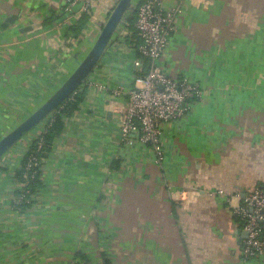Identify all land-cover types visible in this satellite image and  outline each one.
<instances>
[{
  "label": "crops",
  "instance_id": "1",
  "mask_svg": "<svg viewBox=\"0 0 264 264\" xmlns=\"http://www.w3.org/2000/svg\"><path fill=\"white\" fill-rule=\"evenodd\" d=\"M69 1L0 0V139L76 70L119 0H93L74 16L64 13ZM164 8L179 13L160 65L200 94L183 118L164 124L163 160L138 133L122 135L116 108L151 66H136L127 25L80 87L83 103L66 119L25 213L13 208L15 174L44 123L0 158V264H73L78 254L91 264L103 256L112 264H264V256L243 259L248 234L234 212L264 186V0H164ZM180 189L196 191L187 206L171 197Z\"/></svg>",
  "mask_w": 264,
  "mask_h": 264
},
{
  "label": "built area",
  "instance_id": "2",
  "mask_svg": "<svg viewBox=\"0 0 264 264\" xmlns=\"http://www.w3.org/2000/svg\"><path fill=\"white\" fill-rule=\"evenodd\" d=\"M92 3L93 0H70L64 13L68 16L79 15L87 12ZM178 13L177 9H165L164 0H142L139 4L136 29L142 43L138 48L141 57L136 61V66L141 69L145 59L151 61V66L148 73L138 80V84L127 92L126 104L122 108H116L123 138L138 133L140 142L154 147L159 162L164 155V124L183 118L190 102L200 94L198 87L189 79L171 75L160 65L175 30ZM114 94L120 96L122 93L117 90ZM51 116L45 120L44 127L47 121H53ZM22 185L18 183V188ZM194 194V189H180L172 191L171 197L179 204L187 206L194 199ZM21 200L22 197L15 196L13 204H18ZM234 212L243 222L244 230L248 234L241 249L243 259L263 257L264 186L249 194Z\"/></svg>",
  "mask_w": 264,
  "mask_h": 264
},
{
  "label": "trees",
  "instance_id": "3",
  "mask_svg": "<svg viewBox=\"0 0 264 264\" xmlns=\"http://www.w3.org/2000/svg\"><path fill=\"white\" fill-rule=\"evenodd\" d=\"M141 2L142 0H140V3ZM136 13H134L133 17L130 19L127 28L133 32V36L136 37L137 42H133L130 36H126L124 40L128 45L134 43L137 49L142 41L135 27ZM73 29L76 37H79L81 32L77 27H73ZM138 54L139 57H141L139 52ZM84 97L85 89L79 88L52 113L50 118H53V121H47L42 134L32 141L29 150L24 156L21 168L18 169L15 174L17 183L23 184L22 187L15 191L16 197H22V200L18 204H13L15 210L18 212L25 213L35 205L36 197L44 188V162L52 153L55 141L65 131L66 119L73 116L74 113L79 110ZM90 262L91 260L85 254H78L77 260L73 264H89ZM103 264H112V262L109 258L103 256Z\"/></svg>",
  "mask_w": 264,
  "mask_h": 264
},
{
  "label": "water",
  "instance_id": "4",
  "mask_svg": "<svg viewBox=\"0 0 264 264\" xmlns=\"http://www.w3.org/2000/svg\"><path fill=\"white\" fill-rule=\"evenodd\" d=\"M138 0H119L101 29L93 46L76 70L36 111L0 139V158L52 115L93 74L108 48L124 26L129 24Z\"/></svg>",
  "mask_w": 264,
  "mask_h": 264
}]
</instances>
